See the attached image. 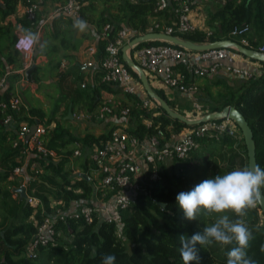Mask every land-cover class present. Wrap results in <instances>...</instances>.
<instances>
[{
    "label": "trees",
    "instance_id": "trees-1",
    "mask_svg": "<svg viewBox=\"0 0 264 264\" xmlns=\"http://www.w3.org/2000/svg\"><path fill=\"white\" fill-rule=\"evenodd\" d=\"M157 2L158 0H136L135 3L126 1L119 6L120 9L117 13L101 16L94 21L93 24L96 25L99 34L103 33L105 26L110 27L106 32L107 39H99L97 42L96 57L98 61L105 54L107 41L112 40L120 29H127L133 37H137L148 33L151 24L150 18L151 20L154 17L157 20L163 18L170 23L172 16L168 11L154 14ZM7 14L8 11L3 16ZM80 17L81 19L85 17L82 10ZM244 24H248L251 28L247 36L250 46L254 50L264 46V3L262 0H224L213 13L212 21L209 23L210 29L213 31L212 35L207 36L204 32L197 31L193 34L176 36L195 44H206L226 39L239 44V39L230 37L229 32L234 26ZM32 27L30 23H26V28L32 29ZM160 44L165 43L149 41L138 45V47ZM121 61L123 62L122 59ZM256 63L261 65V73H256L249 79L241 78L239 83L233 86H229L225 82L222 90L216 95L210 93L209 90L206 91L204 97L197 93L193 94L196 96L195 106L199 105L202 110L200 113L195 111L189 113L186 110L195 108L186 98L179 101L182 109H178L176 103L169 99L166 93L151 87L173 111L187 118H189L188 115L194 119L201 118L209 113L220 112L229 106L235 107L245 117L252 130L256 165L264 168V63ZM128 70L139 83L137 74L131 69ZM31 73L29 69L27 78L31 77ZM186 75L187 79H190V75L187 73ZM100 86L110 93L121 94L126 98L127 101L126 103L124 101V104L130 108V117L127 122L129 131L135 133L141 140L155 136L160 131L163 136V139H160V144H163L172 134L197 127V125L187 126L170 119L154 101L156 108L147 112L137 106L139 95L123 94L120 89L108 84H100ZM9 96V90L4 89L1 98L6 100ZM30 112L33 117L27 121L32 126L42 117L38 110L34 109ZM6 113L9 114L10 111L0 112V171L3 174L0 177V182L13 176V170L21 168L24 161V157L20 153L21 144L18 147H12V141L16 138V129L2 124ZM14 119L21 120L16 115H14ZM144 120L150 121L151 127L147 128ZM15 125L18 128L17 123ZM234 125L238 129L235 123ZM108 134L98 138L91 135L75 138L70 136L59 123L52 130L47 131L44 136L47 147L57 153L65 148L66 151L58 163L33 156L29 158L31 162H38L46 174L41 182L32 179L29 181L32 187L36 186V191L32 193L30 189L28 192L36 196L39 204L32 207L30 204H25L24 201H19L18 217L20 222L0 231V264H46L50 262L54 264H101L102 258L106 254L116 257L115 264H182L179 251L180 236L191 237L194 233L203 231L199 219L194 221L183 219L176 204V196L179 193L190 191L195 186L190 180L194 169L189 168L192 161L199 160L195 151H192L189 157L184 160H173L179 175H176L175 170L172 177H169L165 170V164L158 167L155 180L149 179L147 175L146 180L140 183L142 191L138 193L135 201L127 209L119 212L118 222L107 223L97 219L96 216L90 224L85 223L82 219H69L65 223L60 222L55 226V229L61 235L56 236L48 247H41L37 251L35 259L32 260L26 256V247L36 233V227L30 221L32 215L36 221L40 222L44 216L53 214L54 210L50 205L52 199L60 201L63 207L60 205L59 208L66 210L72 203H89L94 195L93 186L87 179L74 178L73 171L64 170V164L73 154V150L68 147L74 143L80 144L84 148L91 147V145L100 144L107 139ZM199 142L201 147H212L213 151L225 150L229 155L228 160L231 166L239 165L241 169L247 167L246 149L241 133L240 136L235 131L207 135ZM30 164L27 167L30 168ZM177 165H181V167L177 169ZM79 168L88 172L87 158L80 163ZM13 184L16 186L15 182ZM262 190L264 194V188ZM110 195L108 194L107 197ZM236 218L231 215V219L235 220ZM243 219L253 237L249 242L247 254L256 264H264L263 224L259 225L258 205L247 210ZM233 246H226L223 258L220 259L213 256L208 246H198L200 247L199 264H226V253Z\"/></svg>",
    "mask_w": 264,
    "mask_h": 264
},
{
    "label": "built area",
    "instance_id": "built-area-1",
    "mask_svg": "<svg viewBox=\"0 0 264 264\" xmlns=\"http://www.w3.org/2000/svg\"><path fill=\"white\" fill-rule=\"evenodd\" d=\"M24 16L34 29V32L41 35L42 26L38 23L39 5L36 0H24ZM224 2V0H219ZM84 0H66L54 10V15H63L79 19ZM168 11L172 15L170 23L163 20L152 19L148 28V33H163L165 35H185L199 31L191 22L192 0H158L154 14ZM109 26H105L101 39L106 40V32ZM248 24L234 26L229 32V36L237 38L240 45L253 49L248 41L250 33ZM210 36L212 32H204ZM21 33L17 34V41ZM132 33L127 29H120L115 37L107 41L105 54L99 61L101 70L100 84L111 85L120 89L123 94L139 95L137 106L149 112L156 108V104L150 100L142 90L140 84L132 77L124 62L121 61L122 48L133 39ZM163 42V41H160ZM165 44L138 47L134 46L127 52L132 59L145 73L149 83L159 82L165 91L180 93L183 95H193L198 93L197 79L208 77L223 70L239 78L249 79L254 74L247 69L240 68L237 63L242 59L247 60L236 48H219L203 52H195L184 48H176L174 45ZM18 49V48H17ZM34 50V49H33ZM32 50V51H33ZM23 55V66L20 72L25 73L30 69L31 61L29 54L32 51L17 50ZM264 54V46L257 50ZM85 53L88 61L85 65L92 66L93 57L97 55V46L91 44L86 47ZM135 59V60H134ZM60 72L65 68V63L60 64ZM187 74L190 79H187ZM8 74V73H7ZM7 74L0 76V112L6 113L2 119V124L6 127L17 123L16 138L12 141V147L21 144L20 153L22 157H38L52 162H59L62 158L56 151L47 147L44 136L48 129L44 125L38 124L31 136V126L26 121H17L14 115L21 118L24 103L19 95H10L6 100L1 98L7 84ZM82 88L84 85L81 86ZM110 95V94H109ZM130 115V108L122 101L108 96L102 99L99 111L95 115L96 120H104L109 116L121 117L124 123L114 127L109 132L107 139L100 144H93L90 148L88 167L95 174L93 181L94 195L92 199L99 203L98 207L89 203L71 204L66 210L62 203L53 204V214L44 216L40 222L35 221L36 233L26 247V256L29 259L37 257V251L41 247H48L60 235L55 226L69 219H82L85 223L93 222L94 217L113 223L119 221V212L127 209L136 199L138 193L142 191V183L146 176L151 180L157 178L158 167L174 159L184 160L188 158L192 151L199 148V140L207 135L221 134L226 131L234 132L235 125L230 120L217 122L212 120L198 125L193 129H186L178 134H172L163 144L160 139L163 136L160 131L157 135L141 140L135 133L129 131L127 124ZM91 121V115L82 116ZM146 127H151V122L144 120ZM81 151L77 149L73 152V157H80ZM31 161H29L30 164ZM30 172L32 180H37L43 174L38 162H31ZM14 174L20 173V167L13 170ZM78 178H81L78 176ZM108 194H111L107 197ZM33 201L28 197V203L33 205ZM35 207V206H33ZM74 207V208H73ZM73 208V209H72Z\"/></svg>",
    "mask_w": 264,
    "mask_h": 264
},
{
    "label": "crops",
    "instance_id": "crops-1",
    "mask_svg": "<svg viewBox=\"0 0 264 264\" xmlns=\"http://www.w3.org/2000/svg\"><path fill=\"white\" fill-rule=\"evenodd\" d=\"M36 1L39 5L37 24L42 26L40 40L41 42L47 41V48L45 51L40 52L37 46L29 54L31 61L30 71L32 73L31 77L27 78L28 71L25 73L20 72L23 66V55L15 48L17 34L19 33L17 25H22L26 28L27 21L23 13L25 1L0 0V76L8 73L5 89L9 90L10 95H19L24 103L20 119L28 122L27 120L33 117L30 111L35 109L41 113L40 117H42L37 120V125H44L48 130H52L59 123L70 136H73L75 131L76 135L73 136L75 138H83L86 135L98 138L106 135L114 127L124 123L125 120L117 116L96 120L95 115L99 111L102 99L111 95L123 103L124 101L126 103L127 100L121 94L110 93L100 86L101 70L98 64L99 61L95 56L91 67L85 65L88 61L85 50L91 44L97 46L98 40L101 39V33L99 34L96 25L93 24L94 21L101 16L117 13L122 3L126 1L135 3L136 0H84L82 10L85 17L82 19L81 17L76 19L53 14L56 7L64 4L66 0ZM214 1L217 4L220 2L219 0ZM214 1L192 0L191 22L200 32L209 31L213 33L209 23L212 21L213 13L216 11ZM221 3L223 2L219 4ZM94 9H96V14H98L96 18L93 16L95 13ZM7 11L8 14L3 16ZM162 20L165 23L169 22L163 18ZM77 21L84 22L83 29L76 26ZM31 30L34 32L33 28ZM61 63H65V68L62 72H60L59 67ZM237 66L247 69L253 74H259L262 70L260 64L248 59H242L237 63ZM240 80L241 78L220 70L214 75L196 80L199 89L197 95L204 97L207 90L216 95L222 90L225 82L229 86H233L239 83ZM82 85H84L83 88L81 87ZM150 85L166 93L168 98L176 103L178 109H182L179 101L183 98L188 99L192 106L195 105L196 96L165 91L161 84L155 81L150 83ZM69 111L72 113L71 118H68ZM87 115H91L93 119L89 121L85 117L82 118V116ZM10 128H15L17 131L15 124L11 125ZM68 148L73 150V152L80 149L81 156L73 157L72 154L67 159L68 162L64 164V170L70 169L73 171L74 178H78L81 174L86 175L88 181L93 185L95 180L93 170L88 167V172L86 173L79 168L81 162L86 160V158L87 160L89 159L91 147L84 148L80 144L74 143ZM64 151H66V148L65 150L61 149L58 154L63 157ZM29 157L24 158L19 174H14L7 180H1L0 182V197L6 198L5 202L8 207L6 215L0 211V231L9 225H17L20 222L18 203L19 201L23 202L24 199H20L19 194L15 190L19 187H24L27 197L32 195L28 192L32 187L29 182L32 179L31 172L28 169L29 167H27L29 166ZM43 174L44 178L46 174ZM2 176L3 174L0 171V177ZM43 178L39 176L37 181L41 182ZM14 182L16 186L13 184ZM91 202L98 207L97 204L99 203L95 198ZM35 203L37 206L39 200H35ZM59 203L61 202L55 201L52 203L50 201L51 206ZM73 204L75 205V203ZM2 205L4 206L3 201ZM30 221L35 224L34 215L30 217Z\"/></svg>",
    "mask_w": 264,
    "mask_h": 264
},
{
    "label": "clouds",
    "instance_id": "clouds-1",
    "mask_svg": "<svg viewBox=\"0 0 264 264\" xmlns=\"http://www.w3.org/2000/svg\"><path fill=\"white\" fill-rule=\"evenodd\" d=\"M76 26L83 29L84 22ZM21 33L16 50L32 51L38 46L40 52L47 48V41L41 42L39 33L17 25ZM18 48V49H17ZM264 188V168L259 165L233 170L224 175L205 179L190 191L176 196V204L187 221L197 220L198 216L215 217L214 222L203 228L202 232L191 237L180 236V257L182 264H199L198 246L234 245L227 251L226 264H256L247 254L249 242L253 238L243 217L247 210L261 201ZM230 214L237 217L230 219ZM116 257L106 254L101 264H115Z\"/></svg>",
    "mask_w": 264,
    "mask_h": 264
},
{
    "label": "water",
    "instance_id": "water-1",
    "mask_svg": "<svg viewBox=\"0 0 264 264\" xmlns=\"http://www.w3.org/2000/svg\"><path fill=\"white\" fill-rule=\"evenodd\" d=\"M264 3V0H262ZM149 41H163V42H168L174 46H178L180 48H184L186 50L190 51H195V52H203V51H208L212 49H219V48H236L240 54H242L245 58L264 63V54L258 52L257 50L254 49H248L240 44L230 40H217L212 43H206V44H195L191 41L188 40H182L177 36H172V35H165L163 33H146L141 36L134 37L129 43H127L123 48H122V60L124 64L126 65L127 68L131 69L133 72H135L138 76L139 83L142 87L143 92L145 95L152 101H154L158 108L162 110V112L169 117L172 120H176L180 123H183L187 126H195V125H200L212 120H230L236 124L238 127L242 138H243V143L246 149V157H247V167H255L256 165V158H255V143L253 139V133L252 130L246 121L245 117L233 106H229L224 108L220 112H215V113H209L204 115L201 118L197 119H189L187 117L182 116L181 114L173 111L170 106L166 103L165 100H163L160 96H158L154 90L152 89L147 76L132 59L128 57L127 52L131 50L132 47L140 45L144 42H149ZM72 113L71 111L68 112V118H71ZM37 126V122H35L34 125L31 126L29 136L32 135V133L35 131ZM80 177L87 179L86 175L81 174ZM19 196L20 199H24L25 203H28V197L25 193V188L24 187H19L15 190ZM261 201L258 203L259 207V212L263 217V246H264V194L263 190L261 189Z\"/></svg>",
    "mask_w": 264,
    "mask_h": 264
},
{
    "label": "rangeland",
    "instance_id": "rangeland-1",
    "mask_svg": "<svg viewBox=\"0 0 264 264\" xmlns=\"http://www.w3.org/2000/svg\"><path fill=\"white\" fill-rule=\"evenodd\" d=\"M214 1V0H213ZM215 2V1H214ZM220 3V2H219ZM217 4L216 2L215 4V9L219 8L221 4ZM82 10V9H81ZM88 11V10H87ZM94 13V17L96 18V16L98 17V14H96V9L93 10ZM83 12V10H82ZM81 13V11H80ZM135 60V59H134ZM250 60V59H248ZM70 104V103H69ZM195 107V105H194ZM189 113L195 111L197 113L202 112L200 106L198 105V107L196 106L194 109H186ZM190 119H194L191 115H188ZM199 118V117H197ZM195 118V119H197ZM233 130L235 131V133L240 136V133L238 131V129L233 128ZM76 135V132H73V136ZM212 147H208V146H204L201 147V145H199V148L197 150H195L196 155L199 157L197 159H195V161H192V164L189 165V168H193L194 172L191 174V178L190 180L192 181V183L196 186L197 184H199L200 182H202L205 179H209V178H214L216 175H224L227 174L228 172H231L233 170H241V168L239 167V165H230L229 160H228V154L225 150H212ZM174 161H168L165 163V170L166 173L169 177H172L174 171L176 170V168L174 167ZM181 165H177V169L180 168ZM45 174V173H44ZM43 174V175H44ZM176 175H179V171L176 170ZM41 178H43V176L41 175ZM6 188V186H5ZM32 193H34L36 191V186L31 188ZM3 202H4V206L2 205V201L0 202V211L5 213L8 212V207H7V203L5 202L6 198L0 197ZM33 201V205L32 206H36L35 200L38 201V199L36 198L35 195H31L30 197ZM52 203H54V199L51 200ZM1 215V213H0ZM260 223L259 225L263 224V217L260 214ZM200 221V226L201 229L203 230V228L205 226H209L211 225L214 220L215 217H205L203 215L198 216L197 217ZM230 219H231V214H230ZM11 226V225H9ZM61 235V234H60ZM65 238V237H63ZM210 251L212 252L213 256L220 259L223 258L224 252L226 250V246L221 247L219 245H211L208 246ZM46 264H54L53 262L50 263H46Z\"/></svg>",
    "mask_w": 264,
    "mask_h": 264
}]
</instances>
